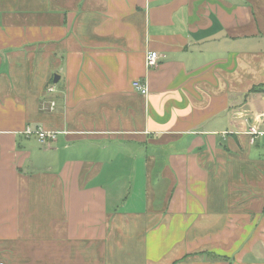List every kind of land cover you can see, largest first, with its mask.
Masks as SVG:
<instances>
[{
    "label": "crops",
    "instance_id": "1",
    "mask_svg": "<svg viewBox=\"0 0 264 264\" xmlns=\"http://www.w3.org/2000/svg\"><path fill=\"white\" fill-rule=\"evenodd\" d=\"M262 84L264 0H0V263L264 264Z\"/></svg>",
    "mask_w": 264,
    "mask_h": 264
},
{
    "label": "built area",
    "instance_id": "2",
    "mask_svg": "<svg viewBox=\"0 0 264 264\" xmlns=\"http://www.w3.org/2000/svg\"><path fill=\"white\" fill-rule=\"evenodd\" d=\"M158 59H159V55L156 52L149 51L146 53V56H145V65L148 68L156 67L158 64ZM132 86H133V89H135L136 91H138L142 95H146L148 92L147 86L140 80H134L132 82ZM46 91L48 93H51L54 91V87L52 85H49V86H47ZM54 106H55V101L50 100L48 108L50 110H52L54 108ZM23 133L25 135H32V134L36 135L39 143L42 145H49V142L54 140L55 136H56V132H54V131H46L42 128H36L35 130H33V129L29 128V126H27L24 129ZM249 133H250L251 137H253L254 135H256L260 132L256 129L255 126H251L249 128ZM0 264H2V263H0Z\"/></svg>",
    "mask_w": 264,
    "mask_h": 264
},
{
    "label": "water",
    "instance_id": "3",
    "mask_svg": "<svg viewBox=\"0 0 264 264\" xmlns=\"http://www.w3.org/2000/svg\"><path fill=\"white\" fill-rule=\"evenodd\" d=\"M58 79V76H54V81H56Z\"/></svg>",
    "mask_w": 264,
    "mask_h": 264
},
{
    "label": "trees",
    "instance_id": "4",
    "mask_svg": "<svg viewBox=\"0 0 264 264\" xmlns=\"http://www.w3.org/2000/svg\"><path fill=\"white\" fill-rule=\"evenodd\" d=\"M261 87H263V88H264V84H262V85H261Z\"/></svg>",
    "mask_w": 264,
    "mask_h": 264
}]
</instances>
